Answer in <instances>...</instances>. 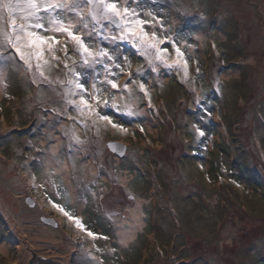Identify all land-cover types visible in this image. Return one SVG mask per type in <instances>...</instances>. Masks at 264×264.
Listing matches in <instances>:
<instances>
[{"label": "rangeland", "instance_id": "obj_1", "mask_svg": "<svg viewBox=\"0 0 264 264\" xmlns=\"http://www.w3.org/2000/svg\"><path fill=\"white\" fill-rule=\"evenodd\" d=\"M145 1L127 7L150 22L146 31L174 40L180 63L171 43L153 71L128 42H90L117 57L121 87L134 74L131 96L103 93L120 109L104 114L124 132L92 118L85 127L66 103L60 81L70 68L89 91L97 73L104 78L103 67L81 65L70 41L64 55L66 37L57 34L59 61L45 53L40 70L0 47V264L34 255L61 264H264V0ZM110 141L126 145L122 157ZM134 204L142 220L120 241ZM20 219L55 239L33 244L17 232Z\"/></svg>", "mask_w": 264, "mask_h": 264}, {"label": "snow or ice", "instance_id": "obj_2", "mask_svg": "<svg viewBox=\"0 0 264 264\" xmlns=\"http://www.w3.org/2000/svg\"><path fill=\"white\" fill-rule=\"evenodd\" d=\"M129 3L138 4L139 0H125L123 7L118 0H0V47L8 46L29 69L33 68L32 60L35 59V68L40 70L43 65L49 63V60L45 59V53L50 54L52 60L59 61L60 57L56 55V51L61 41L57 39V34L66 37L63 42L65 56H68L67 43L70 41L73 52L81 59L82 66L95 69L99 65L104 69V78L100 80L97 73L92 79L91 91H89L82 80L83 73L70 68L72 78L66 83L60 81L65 88L66 103L79 116L85 118L80 121L85 127H87L86 120L92 118L93 124L104 121L118 131H127L121 124L114 122L111 116L104 114L106 109H115L117 112L120 109L114 102L115 97L110 102L103 93L105 88L110 86L112 90L127 91L131 96L129 82L136 84L133 79L134 74L127 73L128 79L121 87L117 83L120 73L113 71V68H117L122 73L121 64L108 47L102 44L92 47L90 42L93 37L116 45L119 42L130 43L137 52L148 58L153 71H156L155 61L166 63L168 43H171L175 50L177 57L175 63H180L183 59V53L172 38L160 39L155 31L151 33L146 31L150 22L141 19L134 8L127 7ZM148 15L152 13L149 12ZM124 59L127 60V57ZM184 64L187 74V62L185 61ZM64 67L69 68L67 62L64 63ZM139 73L138 68L136 75ZM40 75H44L43 71ZM138 87L145 96L148 95L143 81ZM68 97L71 99H67ZM196 103L199 104L200 101L197 100ZM127 114L135 115L130 110ZM196 132L200 137L205 135L199 127H196ZM53 206L73 220L77 227L83 228L81 221L64 211L60 205ZM88 235L92 236L93 233L88 232Z\"/></svg>", "mask_w": 264, "mask_h": 264}, {"label": "bare ground", "instance_id": "obj_3", "mask_svg": "<svg viewBox=\"0 0 264 264\" xmlns=\"http://www.w3.org/2000/svg\"><path fill=\"white\" fill-rule=\"evenodd\" d=\"M117 158V157H115ZM64 163L62 164L63 168ZM95 167L97 168V165L95 164ZM67 170H64L63 173L67 174ZM104 178H106V175H103ZM125 217H129L128 220H125ZM124 221L128 222L127 225L125 224L124 226L121 227L122 231L119 233L120 236V241H125L127 240L133 233H135L136 228L138 227V223L141 222V214L139 212V208L137 207V204L133 205L127 213L123 214L121 217ZM33 223V222H32ZM16 230L19 233H22L25 231V236L34 244L38 240H40V243L46 242V241H52L55 239V232L53 231H47L46 229H36L37 227H33L27 221L20 219L16 223ZM34 225V223H33ZM60 232V231H59ZM62 233V232H61ZM27 234V235H26ZM45 244V243H43ZM64 251H69L72 247V243L70 241L66 242ZM35 261H43L41 259H35ZM34 261V262H35Z\"/></svg>", "mask_w": 264, "mask_h": 264}, {"label": "water", "instance_id": "obj_4", "mask_svg": "<svg viewBox=\"0 0 264 264\" xmlns=\"http://www.w3.org/2000/svg\"><path fill=\"white\" fill-rule=\"evenodd\" d=\"M108 146L119 157H122L123 156V154L125 152V149H126V145L123 144L122 142L110 141L108 143ZM49 222H51L52 224H54L53 221H52V219ZM33 258H34V260L36 258V259H41L43 261H35L34 262V261L31 260V262L29 264H61V263H58L56 261H52L51 259L45 260L43 258H40L39 256H36V255H34Z\"/></svg>", "mask_w": 264, "mask_h": 264}, {"label": "flooded vegetation", "instance_id": "obj_5", "mask_svg": "<svg viewBox=\"0 0 264 264\" xmlns=\"http://www.w3.org/2000/svg\"><path fill=\"white\" fill-rule=\"evenodd\" d=\"M122 1V0H121ZM176 1V0H175ZM120 2V1H119ZM145 3H147L148 4V0H146L145 1ZM128 5H132V3H129ZM144 7H146L145 5H144ZM145 9V8H144ZM26 150H28L29 151V147H27V149ZM42 153V152H41ZM26 154V153H25ZM28 155L30 156L31 155V152L29 151V153H28ZM42 155V154H41ZM116 157V156H115ZM122 160H124V159H122Z\"/></svg>", "mask_w": 264, "mask_h": 264}]
</instances>
